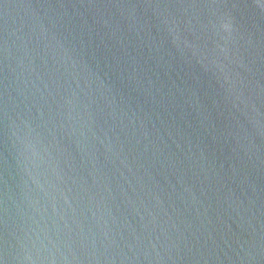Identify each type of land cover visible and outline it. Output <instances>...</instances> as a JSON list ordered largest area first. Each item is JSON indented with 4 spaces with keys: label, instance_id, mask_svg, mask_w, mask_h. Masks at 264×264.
I'll list each match as a JSON object with an SVG mask.
<instances>
[{
    "label": "water",
    "instance_id": "95a60500",
    "mask_svg": "<svg viewBox=\"0 0 264 264\" xmlns=\"http://www.w3.org/2000/svg\"><path fill=\"white\" fill-rule=\"evenodd\" d=\"M3 264H264V0H0Z\"/></svg>",
    "mask_w": 264,
    "mask_h": 264
},
{
    "label": "snow or ice",
    "instance_id": "6c2138e0",
    "mask_svg": "<svg viewBox=\"0 0 264 264\" xmlns=\"http://www.w3.org/2000/svg\"><path fill=\"white\" fill-rule=\"evenodd\" d=\"M0 264H3V262H2V261H0Z\"/></svg>",
    "mask_w": 264,
    "mask_h": 264
}]
</instances>
